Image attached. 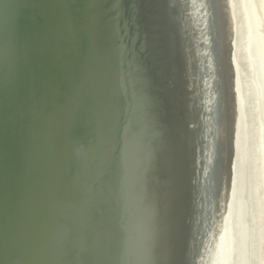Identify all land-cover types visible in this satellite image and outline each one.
<instances>
[{
  "label": "water",
  "instance_id": "water-1",
  "mask_svg": "<svg viewBox=\"0 0 264 264\" xmlns=\"http://www.w3.org/2000/svg\"><path fill=\"white\" fill-rule=\"evenodd\" d=\"M227 35L221 0H0V264H118L146 219L218 263Z\"/></svg>",
  "mask_w": 264,
  "mask_h": 264
},
{
  "label": "bare ground",
  "instance_id": "bare-ground-1",
  "mask_svg": "<svg viewBox=\"0 0 264 264\" xmlns=\"http://www.w3.org/2000/svg\"><path fill=\"white\" fill-rule=\"evenodd\" d=\"M221 4L229 44L220 84L227 75L232 96L224 102L226 123L220 118L223 139L214 150L220 157L212 159L218 220L209 225L219 238L216 264H264V0Z\"/></svg>",
  "mask_w": 264,
  "mask_h": 264
},
{
  "label": "rangeland",
  "instance_id": "rangeland-1",
  "mask_svg": "<svg viewBox=\"0 0 264 264\" xmlns=\"http://www.w3.org/2000/svg\"><path fill=\"white\" fill-rule=\"evenodd\" d=\"M166 161L162 165V173L165 174ZM148 219L142 224L143 227L136 231L133 227L124 240L125 254L119 256L118 264H174L173 258L168 252V238L155 240L151 223ZM155 237H159L160 229L157 220L154 229ZM123 244V245H124ZM91 251L83 254V259L78 264H110L113 253V243L110 238H93ZM76 262V261H75ZM75 264V263H74Z\"/></svg>",
  "mask_w": 264,
  "mask_h": 264
}]
</instances>
